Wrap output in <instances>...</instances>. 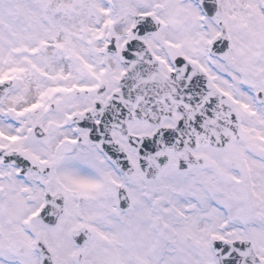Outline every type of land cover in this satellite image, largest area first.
Instances as JSON below:
<instances>
[{
    "label": "snow or ice",
    "instance_id": "obj_1",
    "mask_svg": "<svg viewBox=\"0 0 264 264\" xmlns=\"http://www.w3.org/2000/svg\"><path fill=\"white\" fill-rule=\"evenodd\" d=\"M0 264H264V0H0Z\"/></svg>",
    "mask_w": 264,
    "mask_h": 264
}]
</instances>
